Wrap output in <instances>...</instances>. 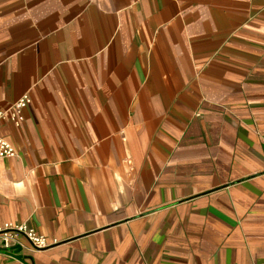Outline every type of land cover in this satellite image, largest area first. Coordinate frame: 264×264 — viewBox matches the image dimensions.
Listing matches in <instances>:
<instances>
[{"label":"crops","instance_id":"1","mask_svg":"<svg viewBox=\"0 0 264 264\" xmlns=\"http://www.w3.org/2000/svg\"><path fill=\"white\" fill-rule=\"evenodd\" d=\"M0 264H264V0H0Z\"/></svg>","mask_w":264,"mask_h":264},{"label":"built area","instance_id":"2","mask_svg":"<svg viewBox=\"0 0 264 264\" xmlns=\"http://www.w3.org/2000/svg\"><path fill=\"white\" fill-rule=\"evenodd\" d=\"M30 103L28 94H23L8 106L0 108V128L3 122L9 121L14 126H19L24 120L23 109ZM17 155L16 148L0 133V159L12 158ZM22 234L37 249L47 246V240L43 235L36 233L26 223H5L0 227V235L3 245L9 242L17 235Z\"/></svg>","mask_w":264,"mask_h":264}]
</instances>
